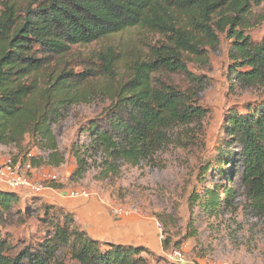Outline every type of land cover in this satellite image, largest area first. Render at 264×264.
<instances>
[{
    "label": "trees",
    "instance_id": "16d2710c",
    "mask_svg": "<svg viewBox=\"0 0 264 264\" xmlns=\"http://www.w3.org/2000/svg\"><path fill=\"white\" fill-rule=\"evenodd\" d=\"M0 6V145L22 149L30 136L34 146L46 152L45 157H28L30 150L25 152L24 159L36 168L65 162L53 125L67 108L89 104L98 95L96 70L88 65L81 71L69 67L66 57L74 45L135 27L163 37L150 47L147 58L129 64L118 88L111 80L101 86L111 103L88 121V140L74 153L79 177L86 154L105 155L102 178L118 175L123 164L153 161L171 143L176 125L206 116L197 93L184 92L156 79V74L180 73L198 81L188 59L207 57L205 49L217 46L220 34L234 41V78L244 86L264 85V38L254 41L247 34L264 22V0H0ZM99 60L106 79H113L115 52L100 53ZM224 128L239 147L242 180L262 208L264 101L246 113L231 111ZM227 152L221 149L219 155L235 166V153ZM234 171L227 172L230 182ZM234 196L229 186L215 184L201 193L194 191L189 202L193 207L200 201L203 208L218 213L221 206L232 208ZM18 201L16 191L0 189L2 213H10ZM50 206L57 213L49 218L46 211L43 223L50 230L42 241L13 242L0 232V264H149L143 253H154L148 248L96 240L73 227V213ZM163 243L167 248L168 241Z\"/></svg>",
    "mask_w": 264,
    "mask_h": 264
},
{
    "label": "rangeland",
    "instance_id": "374dc122",
    "mask_svg": "<svg viewBox=\"0 0 264 264\" xmlns=\"http://www.w3.org/2000/svg\"><path fill=\"white\" fill-rule=\"evenodd\" d=\"M247 34L252 40L261 41L264 22L249 29ZM162 40L160 35L135 27L87 45L72 46L66 57L69 67L81 71L88 65L96 70L98 95L86 102L89 104L67 108L58 123L53 125L65 162L58 167L43 165L42 180L43 176L53 173L57 177L56 184L68 190H87L90 197H101L109 211L116 215L130 213L154 218L158 231V222L161 223L164 238L161 239L159 233V239L162 243L168 241L167 248L163 243L164 248L169 253L181 251L184 261L169 255L143 253L149 264H203L205 261L213 264H264V206L260 207L244 184L238 160L239 147L233 144L224 128L231 111L246 113L250 106L264 101V85L244 86L234 78V41L227 33L220 34L217 46L205 49L207 57L188 59L189 71L199 78L198 81L180 73L156 74V79L184 92L197 93L199 105L208 111L205 117L171 129V143L158 152L153 161H143L139 165L123 164L118 175L102 178L101 162L105 155L97 152L86 154L82 166L84 174L81 177L75 174L80 163L74 153L88 140V121L111 103L101 86L111 80L118 88L126 79L129 64L135 59L147 58L150 47ZM109 49L117 55L113 79H106L104 66L99 60L100 53ZM33 143V139L27 136L22 149L14 145L0 147L12 160L22 158L23 162L29 161L24 159L28 149V157H45L46 152ZM221 149L235 153L232 158L236 161L235 166L226 155H219ZM232 170L235 171L230 182L227 172ZM215 184L233 189L232 208L221 206L218 213H213L203 208L200 201L190 207L189 198L194 191L201 193L205 187L213 188ZM14 191L19 198L16 206L6 214L0 209L1 234L13 242L42 241L50 230L43 223L45 213L48 210L47 217L50 218L57 211L40 196L43 192ZM221 199H224L223 193ZM73 227H77L76 224Z\"/></svg>",
    "mask_w": 264,
    "mask_h": 264
},
{
    "label": "crops",
    "instance_id": "0c3cea01",
    "mask_svg": "<svg viewBox=\"0 0 264 264\" xmlns=\"http://www.w3.org/2000/svg\"><path fill=\"white\" fill-rule=\"evenodd\" d=\"M1 147L0 164L4 163L10 156ZM17 160L22 161V158ZM42 171H44L43 166L34 169L35 179L38 181L42 180L40 174ZM0 189L11 190L8 188ZM68 191L64 186L51 187L43 191L40 196L47 203L62 211L73 213L76 226L85 230L96 240L144 246L159 256H170L159 239V231L154 218L130 213L116 215L109 211L101 197L92 195L91 197L73 198L68 195ZM188 264L194 263L188 262Z\"/></svg>",
    "mask_w": 264,
    "mask_h": 264
},
{
    "label": "built area",
    "instance_id": "2783aa9c",
    "mask_svg": "<svg viewBox=\"0 0 264 264\" xmlns=\"http://www.w3.org/2000/svg\"><path fill=\"white\" fill-rule=\"evenodd\" d=\"M35 167L30 161H19L7 159L0 164V188H8L11 190L30 191L40 193L51 188L50 184L57 183L56 175L49 173L43 176V182L35 179ZM45 179V180H44ZM70 197H89L91 194L87 190L70 189L68 191ZM160 238L163 239V227L158 222ZM170 257H176L178 261H184L183 254L179 250L170 253ZM203 264H213L210 261H205Z\"/></svg>",
    "mask_w": 264,
    "mask_h": 264
}]
</instances>
